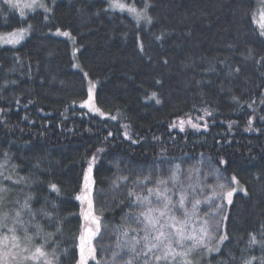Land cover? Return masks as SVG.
Returning <instances> with one entry per match:
<instances>
[{
	"label": "trees",
	"instance_id": "obj_1",
	"mask_svg": "<svg viewBox=\"0 0 264 264\" xmlns=\"http://www.w3.org/2000/svg\"><path fill=\"white\" fill-rule=\"evenodd\" d=\"M136 3L142 6L140 0ZM153 4L149 10L153 25L141 23L138 29L125 13L104 11L107 0H56L50 6L52 13L34 11L26 15V22L0 0V32L33 25L16 46H0V173H7L12 181L25 178L12 185L3 174L0 182L12 188L13 201L23 202L31 192L33 210L53 211L56 205L62 228L57 235L58 264H75L82 234L86 244L95 247L96 260L89 264H123L113 261V251H119L117 240L123 239L116 229L132 209L125 199V182L118 181L121 193L114 198L113 180L127 176L131 187L133 180L150 177L146 187L138 189L147 195L146 189L154 187L157 178L168 177L176 165L180 180L192 184L200 196L208 185H216L211 175L215 169L225 178L219 182L234 175L247 189V195L236 192L232 205L225 207L227 220L221 228L226 227L230 238L208 263L228 261L229 253L236 258L232 264L262 255L259 244L248 247L249 233L256 232L261 239L264 224V120L254 119L252 130H247L253 108L257 117L264 116V104L259 103L264 68L244 59L248 48L264 54V38L256 34L247 15L256 0H153ZM56 28L75 37L77 59L96 81L97 105L118 112V119L100 118L76 105L86 96L85 80L72 68L68 41L51 33ZM163 30L171 34L156 41L153 33ZM137 32L146 55L137 48ZM221 60L239 65L241 73L227 76ZM152 92L158 94L160 104L148 99ZM233 95L240 97V106ZM253 99L257 103L247 107L244 102ZM204 108L212 115L205 116ZM201 116L203 120H197ZM180 119L208 126L197 130L186 124L183 132L170 127ZM125 131L138 142L126 139ZM100 148L104 151L98 153ZM93 155L97 156L93 207L101 225L89 239L75 196ZM221 158L227 164H220ZM50 184L59 187V194L51 191ZM37 222L46 232L54 231L55 226L39 215Z\"/></svg>",
	"mask_w": 264,
	"mask_h": 264
},
{
	"label": "snow or ice",
	"instance_id": "obj_2",
	"mask_svg": "<svg viewBox=\"0 0 264 264\" xmlns=\"http://www.w3.org/2000/svg\"><path fill=\"white\" fill-rule=\"evenodd\" d=\"M55 3L56 0H51L53 6ZM259 3V8L247 13V15L250 22L256 26V34L264 38V0H259ZM3 4L11 9H17L22 22H26L27 19L25 9L34 12L39 8L43 9L45 13L53 12V7H49L45 0H3ZM107 4L108 7L104 11L127 12L136 21L138 29L141 22L148 26L154 23V18L149 11L154 7L153 0H140L141 7H137L136 0H133L132 3H128L126 0H107ZM48 19V15H45L44 21H48ZM32 28L33 25L31 24H27V27H19L3 39L6 43H19ZM55 34L68 37L75 42V37L69 31L56 28ZM170 34L167 30H163L159 34L153 33V36L156 41L162 42ZM136 41L139 52L146 55L145 45L139 32H137ZM228 47L231 48L232 45H228ZM73 55L75 56V52ZM148 59L151 60V56H148ZM244 59L252 60L259 68H264V54H259L252 48L246 50ZM218 62L224 66L229 77L238 76L241 73L239 65H230L223 60ZM163 63L167 64V59ZM75 66L78 67V65ZM210 70L215 71V68L212 67ZM84 76L87 77L88 73L85 72ZM261 76L264 77V72L261 73ZM156 83L161 84L162 81L157 80ZM89 85L88 99L81 104V107H88L91 111L94 84L89 80ZM221 91H223V88H221ZM260 95L262 99L259 103L264 104V92H261ZM148 99L154 100L156 104L162 102L156 92H152ZM232 100L238 106L241 105L240 97L233 95ZM244 103L247 104V107L253 108L257 101L253 99L251 102L245 101ZM2 111L3 109H0V112ZM96 111H99V109H96ZM202 111L205 116L212 115V112L207 108L202 109ZM203 118V116L197 117V120H203ZM257 118L264 120V116L257 117L255 115V109L253 108V116L247 121L249 126L247 130H252L253 120ZM111 119H117V117L113 116ZM186 124L197 130L202 126L204 128L208 126L206 122L204 125H200L194 123L191 119H180L178 122H173L170 127H178L183 132ZM231 126L229 124L230 128ZM124 128L128 129L129 125H124ZM108 135L112 136L113 134L109 132ZM124 137L131 140L132 143L138 142L132 140L128 131L124 132ZM102 151L104 149H97L98 153ZM96 160V155L88 160V166L83 175L84 192L82 195L75 197L77 200H87L89 215H91L93 201L89 198L88 192L95 184L92 173ZM219 163L223 165L227 164V161L221 158ZM0 167H3V165H0ZM36 167H39V165L37 164ZM179 170L180 165H176L175 170L168 177L157 178L154 182L155 186L146 189L147 195H143L138 189L142 185L146 187L144 182H150V177H144L143 180L140 178L133 180L131 187L126 183L129 179L127 176L117 177L116 180H113L111 188L114 198L117 193H121L122 186L118 181L125 182L123 185L126 192L125 199L128 201L127 206L132 209L122 218V224L117 226L116 230L123 239L118 238L117 240L116 248L119 251H113V261L119 259L123 261V264H202L205 259L211 257L212 253H221L222 246L230 238V233L226 230V227L224 230L221 228L224 221L227 220V216H223L221 213L226 206L232 205L233 195L237 191L247 195V189L240 185L239 180L233 175L230 179H226L225 183H219L216 186L219 188L218 192L216 188H212V197L206 198H218L221 201L220 204L215 205L216 211H205L200 214L199 205L202 201L196 198V188L192 184L186 185L184 181L180 180ZM211 175L218 180L225 179L219 175L218 169H215ZM0 176H3V173H0ZM187 178L191 179V173ZM4 179L11 181L12 185H19L22 180H25L24 177H20L12 181L11 176H5ZM170 184L171 186H169ZM48 187L51 191L59 194L60 189L56 184H50ZM208 187L211 188L212 186L208 185ZM11 191L12 188L0 182V264H12V262H15V264H58L60 257L56 252L59 247L57 235L62 231V228L55 216L56 205H52L53 211H46L44 208L33 210L32 201L34 196L31 192L25 195L23 202L17 199L9 203ZM153 196L155 200L152 199ZM174 196L177 197L175 200H173ZM119 203L124 204V200H120ZM47 204L48 201L45 200V205ZM136 209L140 210L137 211ZM177 213H180V215L178 216ZM38 215L54 225V231L46 232L37 222ZM26 216L27 219H25ZM217 216L220 218L217 219ZM85 218L87 219L88 216L86 215ZM92 219L94 222L96 221L94 216ZM194 219L199 221L198 225L193 222ZM9 222L11 223L9 224ZM97 231H99V226H97ZM95 234L90 228L88 229L89 239ZM260 236L261 239H258L256 232H250L248 247L251 248L253 245L259 244L262 255L260 257L252 255L249 258L242 259L240 264H264V224L260 225ZM79 239V254L75 264H89L90 260L95 259V248L86 244L83 234ZM49 248H51V252L48 251ZM199 252H204L206 255L200 257L199 261L194 260L192 257ZM125 256H127V259H124ZM211 258L214 259V257ZM235 259L229 253V260L220 261V264H232Z\"/></svg>",
	"mask_w": 264,
	"mask_h": 264
},
{
	"label": "rangeland",
	"instance_id": "obj_3",
	"mask_svg": "<svg viewBox=\"0 0 264 264\" xmlns=\"http://www.w3.org/2000/svg\"><path fill=\"white\" fill-rule=\"evenodd\" d=\"M46 3H48L49 7L51 6V0H45ZM108 6V4H107ZM260 6V3H259V0H256V5H255V8L254 9H258ZM15 11H17V13L19 14V11L17 9H14ZM35 11H43V9H39L37 8ZM25 12H26V15L32 13L33 11H29L27 9H25ZM45 13V12H44ZM126 15L130 16L127 12H124ZM131 17V16H130ZM132 18V17H131ZM133 19V18H132ZM134 20V19H133ZM135 21V20H134ZM143 23V22H141ZM22 27H27L26 26H22ZM17 29V28H16ZM15 30V29H14ZM14 30L12 31H9V32H0V46H16L17 44H19L22 40H24L29 32L24 36V38L22 40H20L19 43H16V44H10V43H6L5 42V39L3 38H7L8 37V34L13 32ZM62 31H67V30H63L61 29ZM55 31H52L51 33L53 35H56L55 34ZM58 37H61V38H64L68 41L69 43V46H70V55H71V59H72V68L75 69V70H78L82 73L83 77H84V80H85V87H86V96L84 99L78 101L76 103V105L82 109H84L85 111L89 112L90 114H93V115H96L100 118H107V119H111V117L115 116L117 117V119L119 118V113L118 112H114V113H109V112H106L104 110H102L96 103V100H95V89H96V81L91 79L89 76L85 77L84 76V73L85 71H81L82 67L77 59V51H78V47L77 45L75 44V42H73V40L69 39L68 37H64V36H59V35H56ZM75 52V56L73 55V53ZM75 65H78L75 66ZM89 80L93 82L94 84V88L92 90V95H93V100H92V110L90 111L88 107H81V104L86 101L88 99V89L90 87L89 85ZM96 109H99V111H96ZM101 113H103V115H101ZM88 166V165H87ZM87 169V167L85 168V170ZM84 170V172H85ZM4 176H7L8 174L7 173H3ZM84 175V173H83ZM215 182H216V185L215 186H212L211 188H209V190L206 192V194L204 196H200L199 193L200 192H195V195H196V198L200 199L202 201V203L199 205V212L200 214H203L205 211H208V212H215L216 211V208H215V205L216 204H220L221 201L216 198V199H206V198H210L212 197V188H216V191L218 192L219 191V188L216 187L219 183H222V182H219L218 179H215ZM241 185V184H240ZM208 187V186H207ZM84 192V188H83V176H82V184H81V188L79 190V192L76 194L77 195H82ZM93 186L91 188V190H89L88 192V196L90 199H92L93 201ZM237 192H240V191H237ZM75 196V197H76ZM177 197H174L173 200H175ZM13 201V197H9V203H11ZM80 202V205H81V209H80V218H81V223L83 225L87 224V227L88 229L90 228L93 232L97 233V226H99L100 228V225H101V221H100V216L98 215V213L94 210V207H92L91 209V215H89V208H88V202L87 200H78ZM226 204V202H225ZM190 207V205H189ZM228 208V206H226V209ZM224 211H225V208H224ZM224 211L221 213V215H223ZM88 216V218L86 219L85 216ZM177 215L179 216L180 213H177ZM95 217L96 218V221L94 222L92 217ZM220 217L217 216V219H219ZM195 224H199V221L198 220H195L193 221ZM11 222H9L10 224ZM88 245L94 247V244L92 242H89ZM95 248V247H94ZM49 252H51V250H48ZM213 254V253H212ZM206 253L204 252H199V253H196L194 254V256L192 257L194 260H197L199 261V258L202 257V256H205ZM96 260V254H95V259ZM92 260V261H94ZM12 264H15V262H12ZM202 264H209L208 263V259H205Z\"/></svg>",
	"mask_w": 264,
	"mask_h": 264
}]
</instances>
